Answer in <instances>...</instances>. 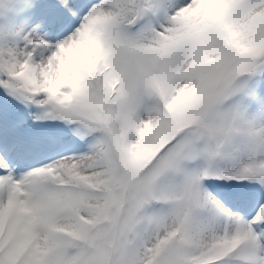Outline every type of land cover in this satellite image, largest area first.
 <instances>
[{
	"label": "snow or ice",
	"instance_id": "snow-or-ice-1",
	"mask_svg": "<svg viewBox=\"0 0 264 264\" xmlns=\"http://www.w3.org/2000/svg\"><path fill=\"white\" fill-rule=\"evenodd\" d=\"M0 264H264V0H0Z\"/></svg>",
	"mask_w": 264,
	"mask_h": 264
}]
</instances>
